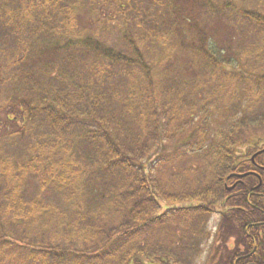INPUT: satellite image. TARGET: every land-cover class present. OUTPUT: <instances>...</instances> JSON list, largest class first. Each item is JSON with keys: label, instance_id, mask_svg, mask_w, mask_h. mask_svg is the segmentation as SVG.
I'll return each instance as SVG.
<instances>
[{"label": "trees", "instance_id": "16d2710c", "mask_svg": "<svg viewBox=\"0 0 264 264\" xmlns=\"http://www.w3.org/2000/svg\"><path fill=\"white\" fill-rule=\"evenodd\" d=\"M146 1L138 12L136 0H0V139L10 131L23 158L0 157V264H264V153L252 161L264 145L239 152L264 139L248 133L264 120L248 116L264 99V0ZM197 8L228 26L224 39L205 38ZM82 10L121 14L126 49L86 33ZM146 13L155 17L149 44L130 32ZM177 47L217 77L194 85L199 103L194 88L183 96V82L159 80L147 62ZM195 129L194 150L150 164ZM247 172L256 175L233 177ZM53 236L69 247H51Z\"/></svg>", "mask_w": 264, "mask_h": 264}, {"label": "rangeland", "instance_id": "374dc122", "mask_svg": "<svg viewBox=\"0 0 264 264\" xmlns=\"http://www.w3.org/2000/svg\"><path fill=\"white\" fill-rule=\"evenodd\" d=\"M123 2H125L126 7H131V3L130 0H128L126 2V0H123ZM136 6H137V11L141 12L140 7L143 5H148V2L146 0L142 1L143 3L141 4V2H139L138 0H136ZM106 6L113 8L114 5H112V1L111 3H107ZM148 8H150V6H148ZM86 10H82L81 13L79 14V18H82V21L84 20L85 22H83V26H85L86 33H90L89 35L94 36V39L98 40V41H104V42H108L109 43V47H113L115 50H119L120 48H125L127 47V45L125 44V35L124 37L122 36L121 32L117 31V18L116 16H120L121 14L118 15L117 13H115L114 11H111L108 13L105 10L102 11L101 15L98 14H93L92 12H88ZM163 13V14H162ZM161 14H159L158 19H160V17L163 16V23H169L170 27L174 26V22H171V19L169 18V16L166 17V12H162ZM196 20L201 23L204 26V35L206 39H212V37H220L221 39H224L225 35L227 34L226 31L228 30V26L222 24L220 21H217L216 19H212L210 18V16H207L200 8L196 10V12L194 13ZM113 16V17H111ZM145 16V23L143 24V26H141L140 28L137 27H133L132 29H130V32L133 33V35H136V40L139 43L140 39H145L147 41V43H152V42H148L150 35L148 34V28L149 26V22L152 23V20L155 21V17L154 15H148L146 13ZM161 20V19H160ZM187 24V22H185ZM193 23V21H192ZM148 25V26H147ZM188 26V24H187ZM165 28L167 29L168 32H172V30L174 29H178L176 28V23H175V28L174 29H169L167 26H165ZM190 30L189 32L193 33L192 34V38L194 42H197L199 40L198 35H197V30H193L192 26H189ZM192 28V29H191ZM180 32V34H183V36H185L184 32H182V30L178 31V33ZM220 32V33H219ZM173 34V33H172ZM177 34V33H174ZM148 44L144 45V53L148 54V51H150V53H155L154 50L157 49V47H152L148 49ZM176 44V43H175ZM187 45L190 47V41L187 42ZM191 49H186L185 48H179L177 47L176 51H173L175 54L171 57V53L168 51H165L163 49H161L162 54L160 55V59H159V63L156 62V64L154 65V62L152 61H147L150 63V66L152 68V70H154L155 72H160L159 75H157L158 77H160L159 80L164 81L167 78H169L170 76L178 79V81L183 82V84L181 85H186V87L188 88L187 93L183 94V96L185 97H189L191 91L193 90V88L195 89L196 84H200V83H206L213 85L215 83V80H217V77H213L211 75V71L208 68V66H210L208 64V62L199 56V54H197L196 51H192V53L190 52ZM149 53V54H150ZM160 81V82H161ZM195 85V86H194ZM159 88H162V90L158 91L156 94H154V96H152L153 98H156L160 96V92L163 91L165 84L163 82H161L159 85ZM194 86V87H193ZM198 86V85H197ZM196 86V87H197ZM186 88V89H187ZM192 88V89H191ZM198 88V87H197ZM195 89V93L194 96H192V100L194 99L193 97L196 98L197 102L199 103V101L201 100V96L202 95V90L199 89ZM185 89V88H183ZM202 89V88H201ZM191 90V91H190ZM198 91V93H197ZM185 92V91H184ZM194 92V91H192ZM180 95V94H179ZM206 98H211L213 97L212 94L209 95H205ZM204 97V98H205ZM191 100V99H190ZM199 100V101H198ZM220 106V104H210L208 106V109H210V111L213 112H217L218 111V107ZM217 109V111H216ZM138 109L132 108V106L129 108L128 110V116L130 119L134 118L136 115H138ZM241 116V115H240ZM248 116H250L249 121L250 122H254L255 121V117L256 116H260L259 118H262L261 116H263L264 118V99H262L261 102H259V104L256 105V108L254 110H252V113L248 114ZM7 115H5V113L1 114V118H3V121H5ZM241 118V117H239ZM187 119L188 115H187ZM19 120V119H18ZM260 121H258V123L256 124H252L249 127V132L248 133H252L255 131H260L262 133H264V120L259 119ZM7 125H9V123L7 122ZM12 126V124H11ZM13 129L12 130H19V127L16 126V124L14 123V125L12 126ZM197 128V127H196ZM258 128V129H257ZM11 130V131H12ZM1 132H4V128L1 129ZM190 133L188 134V139L184 140L186 143H177V142H173L169 145H167V147H165V149H163V147L161 148V151L158 153V155H156L153 160H150V164L154 163L156 160H158L160 157H165L167 158V156L171 155V154H177V150L179 149L180 152H183L184 148L188 149V150H192L194 148L193 144H191L194 141V135L198 134L197 130L195 129L194 131H189ZM12 133L10 134V131H6L5 134H3V137L0 139V145H1V150H0V157L4 158L6 155L7 156H11L18 160L23 159L20 152H19V142L14 145V142L12 141ZM179 142H183V141H179ZM183 144V145H181ZM264 145V139L263 141H260L259 139L254 140L251 139L249 142H247V144L245 145V147H242L239 152L240 155L243 156L245 155V157H247L253 150L254 147L258 146V147H262ZM195 149V148H194ZM193 149V150H194ZM163 155V156H162ZM166 163V160L162 159V164ZM189 162L186 161V165H188ZM166 171V166L162 165V168L160 170L161 172H165ZM159 173V174H160ZM163 174V173H161ZM35 178V177H33ZM35 181H37L35 179ZM37 184L35 183V186ZM34 186V188H35ZM52 191V189L50 190ZM28 193L29 195H31V200H36V196H34V194H30V191L28 189ZM51 197V196H50ZM51 198H55V197H51ZM50 198L49 201H52V199ZM58 198H55V200H57ZM41 198L39 197L36 201L40 202V203H45L46 199L44 198L43 201L41 200ZM28 201V200H27ZM218 222H220V214L215 213L212 218L209 221L208 224V230L211 231L212 233H214L216 231ZM68 233V232H67ZM66 236H68L69 234H65ZM64 238V237H63ZM62 237L58 238L56 236H53L52 239L50 238V243H51V247H56L58 249H62L63 247H69V245H67L64 241ZM211 244V240L203 243V249H204V253L206 254V250L209 247V245ZM229 246L232 247V243L229 244ZM192 264H203V260L202 258H195L194 262L193 260H191ZM189 263V264H191Z\"/></svg>", "mask_w": 264, "mask_h": 264}, {"label": "water", "instance_id": "95a60500", "mask_svg": "<svg viewBox=\"0 0 264 264\" xmlns=\"http://www.w3.org/2000/svg\"><path fill=\"white\" fill-rule=\"evenodd\" d=\"M262 153H264V149L261 150V151H259V152H257V153L252 157V161L255 160V157H256L257 155L262 154ZM250 174H255V173H246V174H241V175H237V176L233 175V177H237V178H239V179H242V178H244V177H246V176H248V175H250ZM259 186H260V184H259ZM259 186H258V187H259ZM230 190H231V189H230Z\"/></svg>", "mask_w": 264, "mask_h": 264}]
</instances>
